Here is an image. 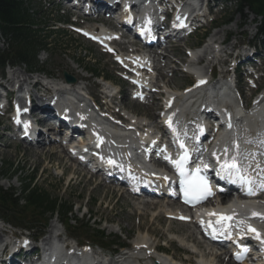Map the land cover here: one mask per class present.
Instances as JSON below:
<instances>
[{"label": "rangeland", "instance_id": "374dc122", "mask_svg": "<svg viewBox=\"0 0 264 264\" xmlns=\"http://www.w3.org/2000/svg\"><path fill=\"white\" fill-rule=\"evenodd\" d=\"M56 2L57 0H24L25 7L30 14L35 17V26L38 31L41 32L39 37H43L49 45L47 52L38 55L36 59V68L42 69L41 71L47 75H51L55 79H60L59 82L63 79L61 76L63 72L70 73L75 80L78 79V77H83L85 81L82 86H87L91 89L92 93L95 89L96 95H98L99 93H97V90L103 88L102 86H105V84L101 83L100 80H92L90 76L84 74L81 69L86 70L85 68H87L93 71H99L105 76L114 78L115 80V74L110 66L112 62L107 56L99 52L95 46L79 38L70 30L69 25L73 19L65 23L66 16L63 15V9L56 6ZM211 2L212 14L209 20H212L215 25H221L228 20H231V23L228 26L221 25L217 29H212L211 26L205 25L206 27L203 31L195 33L193 37L186 40L184 44L188 47L195 46L198 37L207 31L208 35L212 36L218 33L216 37L219 41L222 39L224 42L228 39L227 44L237 42L243 43L244 45L249 43L250 45H256V50L259 52H257V55H259V59L262 62L260 68L264 75V48H262V45H260L258 40L254 37L255 29L252 23L253 18H247L243 24L239 16L232 17L235 9L233 3H226L225 1L217 3L216 0H211ZM89 25L90 24L83 22L81 27H91V25ZM239 25H241V27H239ZM50 32H63L65 36L60 37L57 33L50 34ZM203 43H205V40ZM184 44L180 42L176 45L177 48H173L174 53L169 55L172 60L167 56L171 65L175 64L178 69V62H182L179 58L186 60ZM7 50H9V48H6L3 41L0 39V52H6ZM152 52H156V50L154 49ZM157 52H161V50ZM159 65H164V62H160ZM172 66H165L163 70V72L170 70L171 73V77L167 76L169 71L163 74L167 76L166 79L165 77L163 78V80L165 79L164 84L169 82V86L172 89L171 91L179 92L181 89H184L185 86L191 84L192 79L183 77L182 72L179 70L173 72L174 67ZM16 68L20 70H29L28 66L23 65H19ZM203 69L207 70V67H203ZM8 71L7 69L5 73ZM36 71L39 72L38 70ZM41 76L42 74L32 75V77L40 78ZM261 84L264 88L263 81ZM121 91L127 94L124 95L127 97H122V95H120L121 98L116 97L118 102L114 100L115 103L122 101L124 109L139 117L143 115L142 117H147L148 121H151L149 116L153 119L156 118V109L159 107L155 102L154 105L155 107L157 106V108H155L156 111L153 109L150 111L149 106L145 105V107L130 100L127 87L123 86ZM243 91L244 96L248 98L247 96L249 94L245 86ZM153 97L156 99L155 96ZM157 104H160V101ZM9 127V121L6 120V118H0V171H2L7 164H11L17 171H20V174L17 180L0 181V187L4 190L19 191L21 183L26 178L35 174L34 184L38 189L49 192L52 198L59 200L61 203L65 202L74 205L70 220L75 230L71 232L66 231L60 225L61 222L54 218L48 222L47 227L43 231L44 234H47L50 226L54 225L60 229L62 228L66 237H72L73 240L79 244L80 242H85L90 246H92L91 243H89L91 241L85 238L87 237L85 233L92 234V232L97 229L103 231L104 235L109 238L120 236L122 240H128V242H126L127 245H131V243H133V241L136 242L139 237L145 236L147 240L145 244L146 248L148 246H158L168 252V254H163L173 257L178 262L181 261L184 264H197L195 256L191 254L193 245L184 241V239H186L185 236L189 232L188 227L191 228V226L171 223L164 219V215L158 213L160 205H162L163 211L164 202L155 200L148 201L144 199L136 200L126 195L121 196L119 190L113 189L110 185L100 183L96 177L90 178L89 175H86L81 167L76 166L71 160L66 158L64 153L60 152L61 150L58 148L57 144H55L53 150L44 149V151L51 150L53 152H44V154L41 153L37 155L35 150H31L35 145L27 146L24 144V146L23 143L12 140L10 137L12 133L8 130ZM87 201L88 203L86 204ZM138 203L142 205L153 203L157 206L151 208L147 206V210L139 212L138 207L140 205H138ZM85 204L86 208L92 212L91 215L95 216L94 219L91 218L92 221L91 219L88 221L87 218L83 216L84 209L81 211L78 210L79 206L83 208ZM29 218L30 217H23L24 220H28ZM1 223L2 222H0V225H2L8 233H22ZM98 224L99 226L97 227ZM83 231H85V233L81 234ZM38 233L39 229H35L29 234L31 237L35 238ZM182 242L185 244H181ZM200 242L197 235H195L194 244ZM97 249L99 248H94L95 251H97ZM104 252L107 255L111 253V249L104 250Z\"/></svg>", "mask_w": 264, "mask_h": 264}, {"label": "bare ground", "instance_id": "6f19581e", "mask_svg": "<svg viewBox=\"0 0 264 264\" xmlns=\"http://www.w3.org/2000/svg\"><path fill=\"white\" fill-rule=\"evenodd\" d=\"M105 1V0H103ZM93 10L99 11L101 12L102 10L104 11V13L109 12V6H93ZM101 19L102 18H97ZM103 27H105V25H103ZM101 28V27H99ZM99 28H96L95 31ZM223 33V32H222ZM217 34L215 33L209 40V42H212V45H218L220 46L219 50L214 53L213 48L210 45H206L204 47L203 52L197 57V60L199 63H208V64H215L217 65L221 70H220V74L222 75H226L227 74V70H225V66L227 63V59L230 57V53L232 51V49L236 46L235 43L233 44H228L225 45L223 40L221 39L220 41L217 39ZM131 43H122V50H127L128 45H130ZM172 49V50H171ZM172 51V53H171ZM163 54L161 53H154V52H150L149 56H144L139 58V61L142 63L143 61L147 60L148 58V62L150 61L151 64L154 67V71L157 73V80H156V84H157V88L159 90V94L158 95H154V96H158L161 97V100L164 104L162 106V108L164 106H166L167 102L173 101V105H176L177 103H179L181 101V99L187 94L189 93L191 90H187L186 93H181V94H177L175 92L171 91V88L169 86V82L164 84V81L166 79L167 76L171 77V73L170 70L169 74L167 76L163 75L168 73V71L163 72V70L165 69V66L168 67H174L173 68V72L178 70L177 66H175V64L171 65L170 57L169 55L174 53V49L171 48L170 46H163ZM129 53V52H128ZM170 60H168V58ZM249 57V54L245 53L244 58ZM181 60V58H179ZM214 60V62H213ZM175 61V60H174ZM177 61V60H176ZM160 62H164V65L160 66L159 63ZM113 65V63H112ZM179 65V62H178ZM113 69H115L114 66H112ZM203 67H207V64ZM202 67V69H203ZM209 68L207 67V70ZM204 70V69H203ZM39 72H41L44 76L49 77L51 79H53L54 81H52V83L54 84L55 87L60 88V86L65 84L64 79H62V81L59 82L60 79H55L53 78L51 75H47L45 74L43 71L38 70ZM206 71V70H204ZM30 71L29 70H20L19 68H15L14 70H12L7 76L4 77L2 84H12L14 80H18L19 81V86H24L27 85L29 87H31L32 91H31V107L33 110V116L36 119V123L37 124H41L42 126H44L45 128H50V120L55 114L56 112L54 110H50L49 107H52V105H50V101L43 98L41 95H39V92H44L48 93L51 91V89L47 86H45L43 84V77H32V75H29ZM37 72V71H36ZM165 77V79L163 80V78ZM159 79V80H158ZM85 79L82 77H78V79H76L75 82H73L72 84H66L67 87L69 89H66L67 87H65V89L67 91H72V92H79V91H85L86 93H88V95H91L93 97H97L96 96V91L94 89V94L91 92V89H89L87 86H82V84L84 83ZM160 81L162 85L159 86ZM138 82H140L142 85L143 84H151L153 82V78L152 75H150L146 80H139ZM219 80H216L215 84L218 83ZM109 86L111 85L110 83ZM64 88V86H62ZM95 88V87H94ZM103 89V88H101ZM104 90H108L105 89ZM126 95L125 93H122V97ZM125 97V96H124ZM114 100H116L115 98H112L110 101H107V99L105 98V102L100 105L101 108L105 107V113L109 112L112 113L113 115L119 116L122 115L121 112H123V119H125V122H129V124L125 127L129 134V136L124 139V140H119L116 136L113 137H109V141L108 144L112 147L113 151L115 152V148H117L118 146L121 147H125L127 145L131 146V147H137L138 146V133L143 131L146 135L145 137H140V140H145V138L149 137V134L151 133V128H147L144 129V127H141V125H143V115L141 117L133 114L132 112L127 111L126 109H124L122 101L119 103H115ZM22 102V101H21ZM116 102H118L116 100ZM155 102V98L153 96H150L148 94L147 98L144 99L143 105L145 106H149L150 111L155 110V108H157V106L155 107L154 105ZM243 106H244V102H242ZM145 106V107H146ZM87 115V114H86ZM131 116V117H130ZM150 117V118H149ZM148 118L151 119V121H148V126H152V129H156L158 124H156L154 122V119L149 116ZM147 119V117H144ZM261 126V129L264 131V111H255L253 112L252 117L247 120L246 122L243 123V137L247 138V139H252L251 134L253 133V131L257 130L258 126ZM95 131H97L98 133H103L105 130L103 128H101L100 126H95ZM122 129V128H120ZM145 131H144V130ZM158 129V128H157ZM132 130V131H131ZM260 135H263V132L259 133ZM107 135V134H106ZM232 134H225L223 136H221L218 139V142L216 144V146L211 150L212 152L210 153L212 156H221V155H228V156H232L234 154V151L236 149V145L233 143L232 140ZM11 139L13 140H18L14 135L11 137ZM255 139V138H254ZM24 145V144H23ZM25 146V145H24ZM55 143H51V139L49 140L48 137H44L43 139H41L38 143L35 144V147L31 150H35L37 152V155H40L41 153L44 154V152L49 153V152H53L51 150H53L55 147ZM58 148L61 150L60 152L64 153V155L66 156L67 159H70V154L69 151L67 150V148H64L63 146H61V144H58ZM26 149V148H25ZM44 149H51V150H46L44 151ZM225 149H227V151L225 152ZM40 152V153H39ZM118 152V151H117ZM244 155V153H242ZM245 156H247L248 160H253L256 159L255 156H253L252 154H245ZM119 157V156H117ZM75 165H78L76 163V161L70 159ZM78 166H82V165H78ZM83 167V166H82ZM84 171L87 173V169L84 167ZM142 173V172H140ZM88 174V173H87ZM121 196H123V194H121ZM133 198V197H132ZM136 199V198H134ZM139 200V199H136ZM154 200V199H152ZM144 201V200H142ZM151 201V200H150ZM144 204V203H143ZM137 205V204H136ZM138 205H140L138 207V211L139 212H144L145 210H147V206L148 208L151 207H155L157 206L156 204L153 203H146L144 205H142L141 203H138ZM135 207V206H134ZM137 209V208H136ZM170 210H172L171 205L169 204H165L163 206V211H162V205H160L159 207V211L158 213H162L164 216H166L167 218L171 219L173 217L172 213L170 212ZM259 207L257 206V204L254 201H248L244 204L239 205L238 207H234L232 209L229 210V213L233 216H235L239 221L242 222H247L248 220L254 219L256 217V219H261L262 215H259L258 211H259ZM254 213L256 215H254ZM91 214V213H90ZM157 217V215H156ZM177 218H180V216H178ZM208 218V217H207ZM2 222V221H0ZM172 223V222H171ZM64 226V225H62ZM57 227L52 225L50 226V229L48 230V234L51 232V230L56 229ZM63 229H65V227H63ZM189 232L188 234L185 236L186 239H184L185 242H187L188 244L193 245L192 249L193 251H191V254L195 256L196 259V263L197 264H222L223 262H225V260H221L220 257L215 256V252L214 250H216L213 246L206 244V243H196L194 244V240H195V235H196V231L198 230L197 227L195 225H193V228L188 227ZM57 230V229H56ZM64 231V230H63ZM16 233H8L1 225H0V240H6L9 239L10 236L15 237ZM65 235V233H64ZM66 237V236H65ZM68 240V237H66ZM182 239V238H181ZM72 240V239H71ZM47 241V238L43 239L41 242L44 243ZM190 241V242H189ZM73 243L75 244H79L78 242H76L75 240H72ZM147 240L145 236H141L138 238V240L136 242H134L133 247L130 251V255L131 256H146V254L149 253V251L153 250L154 252L158 251V248L156 247H152V246H148L147 248L145 247ZM72 244V243H71ZM183 244V242L181 243ZM185 244V243H184ZM183 244V245H184ZM37 251L36 248H29L26 250H10L7 252V256L5 257L4 260H2V262L4 264H25L26 262V258L30 255V253H35ZM219 251V250H218ZM223 251V250H221ZM95 255H97V252H93ZM223 255H225V252H222ZM130 256V258H131ZM130 258H126V259H121V264H136V262L131 261ZM84 261V259H81ZM113 261V260H112ZM113 264H117L118 260L113 261ZM140 264V262H138ZM143 264H184L181 261H176L173 257L167 256L165 254H156L153 258H149L148 261L144 262ZM229 264V263H226Z\"/></svg>", "mask_w": 264, "mask_h": 264}, {"label": "trees", "instance_id": "16d2710c", "mask_svg": "<svg viewBox=\"0 0 264 264\" xmlns=\"http://www.w3.org/2000/svg\"><path fill=\"white\" fill-rule=\"evenodd\" d=\"M235 2V13L244 15L243 13L247 12L260 19L258 31L264 36V0H235ZM34 19L35 17L25 7L24 0H0V38L9 48L6 52H0L1 68H5L7 64H24L31 70L36 67L37 55L49 45L43 37H39L41 32L35 26ZM88 70L99 76L98 72ZM19 174L20 171L16 172L13 165L7 164L0 171V180L12 179ZM34 177L35 174L26 178L19 192L5 191L0 187V218L8 223L30 228L29 230L46 226L48 220L54 216L64 219L70 226L68 216L74 205L61 203L52 198L49 192L35 187ZM23 217L30 218L24 220ZM26 223L29 224L28 227L25 226ZM93 237L98 242H104L105 239L104 234L97 231L94 232ZM108 244L121 245L118 238Z\"/></svg>", "mask_w": 264, "mask_h": 264}, {"label": "snow or ice", "instance_id": "6c2138e0", "mask_svg": "<svg viewBox=\"0 0 264 264\" xmlns=\"http://www.w3.org/2000/svg\"><path fill=\"white\" fill-rule=\"evenodd\" d=\"M201 131H203L201 129ZM183 147V145H181ZM227 149H225V152ZM166 159H170V157H166ZM217 160L219 161V157H217ZM188 161V154L185 152L178 160H171V163L176 167L177 171L180 173L181 177L183 178L181 180L182 186L187 185L186 187L183 188L185 192V197H186V202H192L193 200L199 201L202 199L207 198V196L212 195V191L210 187L207 184V181L204 177L200 176L201 168L197 167L195 169V172H188L185 168V165L187 164ZM236 157H232V162L229 163L228 160H225L221 166V172H224L227 174L228 179L233 182H239L241 184H249L251 181H248L244 176L239 175L240 169L236 164ZM109 163H113V161H109ZM204 168H207V165H203ZM219 174V173H218ZM234 176L238 177L237 179H233ZM221 178H224L223 176ZM264 187V185H262ZM248 193L254 194L253 190L251 187L248 189ZM254 215H256L254 213ZM223 219H231L230 217H224ZM219 223V221H217ZM252 231H255L254 229H250ZM257 238L259 236L257 235Z\"/></svg>", "mask_w": 264, "mask_h": 264}]
</instances>
